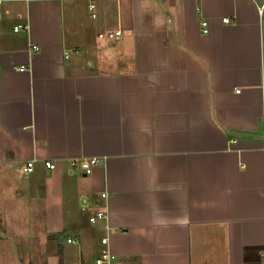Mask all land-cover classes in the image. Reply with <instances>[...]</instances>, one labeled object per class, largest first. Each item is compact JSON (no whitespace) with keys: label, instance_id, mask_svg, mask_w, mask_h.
I'll return each mask as SVG.
<instances>
[{"label":"crops","instance_id":"1","mask_svg":"<svg viewBox=\"0 0 264 264\" xmlns=\"http://www.w3.org/2000/svg\"><path fill=\"white\" fill-rule=\"evenodd\" d=\"M263 119L264 0H0V264H264Z\"/></svg>","mask_w":264,"mask_h":264},{"label":"built area","instance_id":"2","mask_svg":"<svg viewBox=\"0 0 264 264\" xmlns=\"http://www.w3.org/2000/svg\"><path fill=\"white\" fill-rule=\"evenodd\" d=\"M87 7H88V9L91 10L93 7L92 3H89L87 5ZM90 16L92 17L93 15L91 14ZM222 22L228 23L227 19H222ZM201 27L204 28L205 24L201 23ZM18 29H20V26H16L13 28V30H18ZM201 31L203 34H206V32H207L204 29ZM118 34H119V31L118 32H109V33H106V36L110 38L113 36H118ZM100 36H102L101 33L97 35L98 38ZM262 126H263L262 136L264 138V119H263V125ZM68 164L70 167L78 166L82 172L87 173L90 170L91 166L96 164V160L95 159H82L80 161L70 160L68 162ZM43 165L47 168H52L54 166V162H49L48 160H44ZM31 167H32V160H27L24 162V165L21 167L20 171L25 174L26 172H29L31 170ZM103 194H104V192L101 195L103 196ZM105 217H106V211L101 210V209H97V210H94L93 213H91L87 216V220H88V222L93 223L95 220H98V219L103 220V219H105ZM66 240L69 241V238H66ZM99 242L101 244V247L98 249L99 252L97 253V257L95 259V262L104 264L107 261H109V259L112 258L113 255L111 254L109 249H107V247H106V236L101 237L99 239Z\"/></svg>","mask_w":264,"mask_h":264},{"label":"trees","instance_id":"3","mask_svg":"<svg viewBox=\"0 0 264 264\" xmlns=\"http://www.w3.org/2000/svg\"><path fill=\"white\" fill-rule=\"evenodd\" d=\"M61 262H60V259H58V262H57V264H60Z\"/></svg>","mask_w":264,"mask_h":264}]
</instances>
